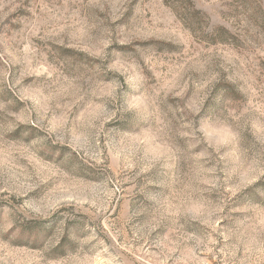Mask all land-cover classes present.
Wrapping results in <instances>:
<instances>
[{"label": "rangeland", "instance_id": "1", "mask_svg": "<svg viewBox=\"0 0 264 264\" xmlns=\"http://www.w3.org/2000/svg\"><path fill=\"white\" fill-rule=\"evenodd\" d=\"M0 264H264V0H0Z\"/></svg>", "mask_w": 264, "mask_h": 264}]
</instances>
